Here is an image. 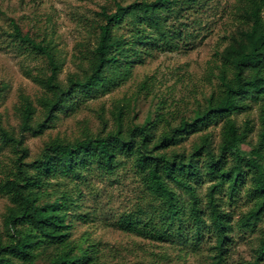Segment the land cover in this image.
Returning a JSON list of instances; mask_svg holds the SVG:
<instances>
[{
	"label": "rangeland",
	"instance_id": "obj_1",
	"mask_svg": "<svg viewBox=\"0 0 264 264\" xmlns=\"http://www.w3.org/2000/svg\"><path fill=\"white\" fill-rule=\"evenodd\" d=\"M133 1L0 0V121L18 133L24 98L35 109L33 124L46 122L41 134L25 133V162L38 158L44 146L55 140L74 142L117 130L126 134L132 127L152 122L157 123L156 133L160 134L183 119H192L209 97L219 92L222 52L240 30L249 27L242 17L245 1L188 0L180 14L168 20L166 37L148 29L150 40L133 44L132 29L118 27L116 32L130 43L127 58L114 70L116 84L98 93H77L66 108L55 111L51 119L47 117L41 100L51 93L39 79L50 74L48 61L13 37L14 24L22 34L52 46L60 64L58 80L65 85L70 75L82 78L90 67L104 23L102 9L113 12L117 4ZM261 103L248 101L245 110L188 135L176 150L189 153L208 136L215 151L225 141L238 145L241 153L249 156L259 140ZM17 155L14 147L0 143L2 231L11 204L2 186L15 175ZM117 163L111 171L92 164L71 175L56 174L42 188L41 202L62 197L66 201L70 245L76 251L88 249L91 264H215L214 230L206 228L200 240L195 238L187 208L182 214V233L176 224L168 226L162 201L151 193L133 158L119 156ZM211 183L208 176L196 183L203 205ZM250 186L248 178L234 196L229 195L227 186L218 195L222 209L230 215V239L221 264H264V260L256 261L264 237V216L252 229L240 225L241 217L254 205L247 195ZM206 219L209 226V217ZM56 250L42 246L36 251L37 261L47 262Z\"/></svg>",
	"mask_w": 264,
	"mask_h": 264
},
{
	"label": "trees",
	"instance_id": "obj_2",
	"mask_svg": "<svg viewBox=\"0 0 264 264\" xmlns=\"http://www.w3.org/2000/svg\"><path fill=\"white\" fill-rule=\"evenodd\" d=\"M186 1L136 0L126 5L117 4L113 12L103 8L100 15L104 23L100 25L90 67L82 78L70 75L65 85L58 80L60 64L52 46L22 34L14 24L13 37L48 61L50 74L39 79L51 93L41 100L47 117L51 119L55 111L66 108L77 93H98L116 84L114 70L127 58L130 43L116 32L118 27L126 25L132 29L133 44L150 40L148 29L166 37L168 20L180 14ZM244 1L242 17L249 27L240 30L223 50L218 74L220 90L209 97L207 105L192 119H183L160 134L156 133L157 123L152 122L132 127L126 134L117 130L105 136L88 135L74 142L55 140L45 145L40 156L31 162L24 161L27 156L24 135L26 132L41 134L46 122L33 124L35 109L24 98L19 108L18 133L10 131L0 121V143L14 147L18 154L15 175L2 186L11 204L4 216L5 231L0 229V264H91L93 259L88 249L76 251L69 243L71 231L64 197L41 202V190L51 176L71 175L81 167L95 164L103 170H114L119 156L133 158L151 193L162 201L168 226L176 224L182 233V214L187 208L195 238L200 240L206 228L214 230L217 236L215 264L224 260L225 245L230 239V215L218 201L219 193L226 186L232 197L250 178L247 195L254 205L241 217L240 225L248 229L256 227L264 216V0ZM248 101L262 102L259 140L249 156L243 155L238 145L225 141L215 151L208 136L195 143L189 153L176 150L188 135L245 110ZM204 176L212 181L205 195V205L196 185ZM42 246L57 248L44 263L37 261L36 253ZM260 260H264V237L257 252L256 261Z\"/></svg>",
	"mask_w": 264,
	"mask_h": 264
}]
</instances>
